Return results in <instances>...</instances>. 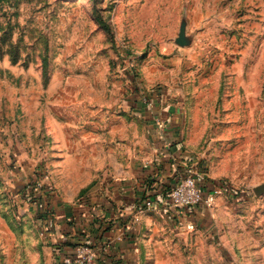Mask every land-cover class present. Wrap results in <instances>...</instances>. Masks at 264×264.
<instances>
[{"label":"rangeland","instance_id":"obj_1","mask_svg":"<svg viewBox=\"0 0 264 264\" xmlns=\"http://www.w3.org/2000/svg\"><path fill=\"white\" fill-rule=\"evenodd\" d=\"M137 99L179 104L208 187L193 221L144 208L146 264H264V0H0V218L25 170L50 197L100 186L80 134Z\"/></svg>","mask_w":264,"mask_h":264},{"label":"crops","instance_id":"obj_2","mask_svg":"<svg viewBox=\"0 0 264 264\" xmlns=\"http://www.w3.org/2000/svg\"><path fill=\"white\" fill-rule=\"evenodd\" d=\"M119 108L100 131L80 134L91 146L87 159L107 167L102 184L82 200L74 202L68 193L75 190L69 186L50 197L36 184L34 170L24 171L17 184L24 189L28 183L25 192L31 198L19 202L17 220L8 224L0 218V264H65L67 258L76 260L80 246L91 249L93 261L78 264H146L151 242L143 236L151 225L144 211L147 200L166 219L176 213L193 221L200 209L205 212L206 201L182 209L168 196L178 179L196 174L179 104L146 106L137 99ZM192 177L205 194L208 187L200 173Z\"/></svg>","mask_w":264,"mask_h":264},{"label":"built area","instance_id":"obj_3","mask_svg":"<svg viewBox=\"0 0 264 264\" xmlns=\"http://www.w3.org/2000/svg\"><path fill=\"white\" fill-rule=\"evenodd\" d=\"M204 190L197 184L196 180L192 176H185L178 179L172 186L169 199L172 205L178 208H190L203 202ZM152 201L147 200L144 204L146 208H151ZM87 246H80L77 248L78 257L76 260L67 258L65 264H78L82 262H92L93 256Z\"/></svg>","mask_w":264,"mask_h":264},{"label":"water","instance_id":"obj_4","mask_svg":"<svg viewBox=\"0 0 264 264\" xmlns=\"http://www.w3.org/2000/svg\"><path fill=\"white\" fill-rule=\"evenodd\" d=\"M183 39H184V29L182 28L181 33H180V37L177 40V43L180 44V45H183L184 44Z\"/></svg>","mask_w":264,"mask_h":264}]
</instances>
